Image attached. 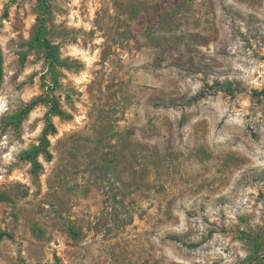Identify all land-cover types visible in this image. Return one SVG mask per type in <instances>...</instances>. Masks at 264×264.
<instances>
[{"label": "rangeland", "instance_id": "rangeland-1", "mask_svg": "<svg viewBox=\"0 0 264 264\" xmlns=\"http://www.w3.org/2000/svg\"><path fill=\"white\" fill-rule=\"evenodd\" d=\"M40 15L0 0V264H264V0H51L56 74Z\"/></svg>", "mask_w": 264, "mask_h": 264}, {"label": "trees", "instance_id": "trees-1", "mask_svg": "<svg viewBox=\"0 0 264 264\" xmlns=\"http://www.w3.org/2000/svg\"><path fill=\"white\" fill-rule=\"evenodd\" d=\"M50 1L51 0H39V6L41 15L38 17V26L34 34L33 39L28 43L31 48H38L44 52V61L52 73H57V68L63 66L64 62L60 56L59 48L52 43L49 38L47 16L50 13ZM3 78V57L0 51V84ZM55 84H58L57 79H55ZM229 95L234 96L237 91L234 89L232 83H227L221 87ZM37 104H47L49 106L48 112L45 115V126L42 131V136L40 138L39 145L34 146L28 150H25L20 158L24 161L29 162L32 165L31 172L38 176L43 170V166L39 161L40 156H43L46 161L53 160V154L50 151L51 142L50 136L57 133V128L53 122L54 117H62L65 119H71V116L65 113L61 108L60 104L54 97L50 95L46 97H39L33 103L29 104L27 107L23 108L16 116V124L20 125L24 118L28 116L30 111ZM1 200H11L10 197L6 195H0ZM5 238L12 239V235L8 233H0V241Z\"/></svg>", "mask_w": 264, "mask_h": 264}]
</instances>
